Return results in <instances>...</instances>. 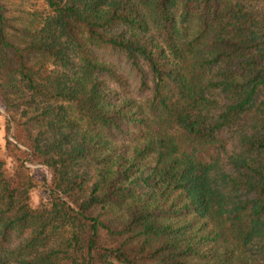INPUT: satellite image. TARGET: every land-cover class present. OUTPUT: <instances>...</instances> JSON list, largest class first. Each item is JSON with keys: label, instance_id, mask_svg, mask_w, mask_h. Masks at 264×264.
<instances>
[{"label": "trees", "instance_id": "obj_1", "mask_svg": "<svg viewBox=\"0 0 264 264\" xmlns=\"http://www.w3.org/2000/svg\"><path fill=\"white\" fill-rule=\"evenodd\" d=\"M45 2L0 0V264H264V0Z\"/></svg>", "mask_w": 264, "mask_h": 264}, {"label": "rangeland", "instance_id": "obj_2", "mask_svg": "<svg viewBox=\"0 0 264 264\" xmlns=\"http://www.w3.org/2000/svg\"><path fill=\"white\" fill-rule=\"evenodd\" d=\"M8 9V13L17 18L18 20H26L31 16V12L42 11L47 8L45 0H3ZM3 125L4 113L0 106V147L2 149L3 143ZM3 152V149L1 150ZM8 160V158H6ZM33 176L41 181L45 175V170L39 164L32 166ZM43 195V188L41 186L35 187L31 192V202L35 203L36 200Z\"/></svg>", "mask_w": 264, "mask_h": 264}]
</instances>
